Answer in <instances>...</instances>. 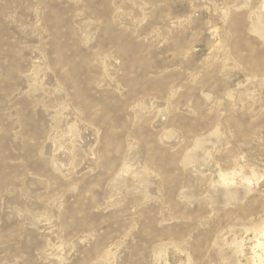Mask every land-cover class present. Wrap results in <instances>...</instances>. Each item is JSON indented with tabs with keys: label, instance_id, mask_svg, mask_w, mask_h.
I'll list each match as a JSON object with an SVG mask.
<instances>
[{
	"label": "rangeland",
	"instance_id": "rangeland-1",
	"mask_svg": "<svg viewBox=\"0 0 264 264\" xmlns=\"http://www.w3.org/2000/svg\"><path fill=\"white\" fill-rule=\"evenodd\" d=\"M0 264H264V0H0Z\"/></svg>",
	"mask_w": 264,
	"mask_h": 264
}]
</instances>
